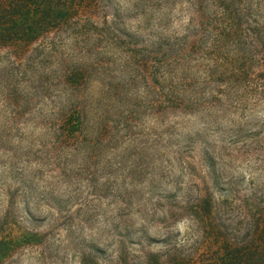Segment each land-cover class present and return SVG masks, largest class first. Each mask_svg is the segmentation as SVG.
Wrapping results in <instances>:
<instances>
[{
	"label": "rangeland",
	"instance_id": "obj_1",
	"mask_svg": "<svg viewBox=\"0 0 264 264\" xmlns=\"http://www.w3.org/2000/svg\"><path fill=\"white\" fill-rule=\"evenodd\" d=\"M153 1L99 0L95 26L81 21L77 37L63 31L58 42L61 36H55V56L34 42L28 62L13 69L23 71L16 84L23 95L32 92L33 101L23 105V115L12 125L0 104V221L47 239L44 246L27 247L16 256L19 264H137L142 248L158 251L173 244L172 256L192 264L216 258L223 251L220 235L173 215L185 204L184 188L175 185L178 177L182 184L188 178L181 160L193 162L199 172L205 156L213 216L229 240L240 241L259 220L264 103L249 92L239 91L237 98L227 91L218 104L200 112L161 114L157 72L151 68L147 74L150 67L141 60L151 56L148 51L159 39L183 34L187 26L197 28L201 15L214 7L212 0ZM112 21L120 46L98 41L93 32ZM59 58L84 66L101 62L87 75L84 94L94 102L101 123L108 124L103 138L96 126L67 138L41 124V114L60 106L56 86L45 92L54 84ZM6 63L2 55L0 66ZM104 83L116 85V91Z\"/></svg>",
	"mask_w": 264,
	"mask_h": 264
},
{
	"label": "trees",
	"instance_id": "obj_2",
	"mask_svg": "<svg viewBox=\"0 0 264 264\" xmlns=\"http://www.w3.org/2000/svg\"><path fill=\"white\" fill-rule=\"evenodd\" d=\"M98 1L0 0V58L3 55L7 60L6 64L0 66V104L8 113L6 120L10 125L18 122L23 115V105L33 101L29 97L32 92L23 95L16 84L18 80L21 81L19 74L23 71L14 72L13 69L28 62V52L34 42H41L43 49L55 56V36H61L58 42L63 39V31L77 37L76 29L81 21L95 26L93 17ZM212 1V13L201 15L197 28L189 29L187 26L188 32L185 29L183 34L159 39L148 51L151 56L141 60L147 68L150 67L147 74H151V68L157 72L159 93L156 103L161 114L170 110L189 114L200 112L209 104H218L227 91L237 98L241 96L237 94L239 91L243 94L249 92L255 102L264 103V0ZM143 2L147 5L154 3L153 0H141V4ZM196 11L200 12V8ZM112 28H115L113 21L103 30L93 32L98 41L104 39L112 46H120L118 41L121 36ZM82 31L87 34V30ZM131 36L135 37L134 34ZM131 42L136 43V40L133 38ZM46 58L51 59L50 56ZM59 61L61 63L53 73L56 77L54 84L46 86L45 92L56 86L60 93L58 99H61L57 101L60 106L50 114H41V124L60 131L67 138H76L96 126L100 128L98 138H103L108 124L101 123L94 102L84 94L90 84L86 80L87 75L101 62L96 59L84 66L67 63L60 58ZM44 62L41 59L39 63ZM104 84L109 90L117 89L116 85ZM180 90H195L197 94L186 97L181 95ZM204 160L205 156L199 159L198 165L202 168L199 172L193 162L181 160L180 167L188 178L182 184L181 176L178 177L175 185L184 188L185 204L173 214L177 218L186 216L210 230V233L220 235L222 253L199 264H264V208L259 220L251 225L240 241H232L224 236L213 216L214 198L207 188ZM165 170L167 166L161 167L160 171L164 173ZM193 186H196V192L191 191ZM21 229L12 221H0V264H19L16 256L25 248L46 244L43 233ZM174 246L158 251L142 248V260L137 264H192L179 256H172Z\"/></svg>",
	"mask_w": 264,
	"mask_h": 264
}]
</instances>
